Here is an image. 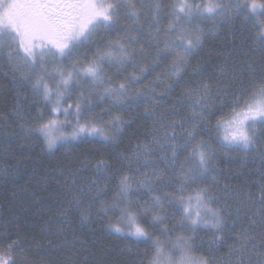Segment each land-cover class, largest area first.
<instances>
[{
    "label": "snow or ice",
    "instance_id": "obj_1",
    "mask_svg": "<svg viewBox=\"0 0 264 264\" xmlns=\"http://www.w3.org/2000/svg\"><path fill=\"white\" fill-rule=\"evenodd\" d=\"M237 20L252 25L241 63L228 53L215 78L195 67L182 84L205 40ZM0 61L43 101L35 117L19 107L14 115L25 139L49 154L84 142L117 144L134 106L153 120L151 139L120 154L127 171L116 174L103 156L85 157L67 175L59 169L70 199L64 219L45 229L43 252L18 221L0 224V264H53L44 256L54 249L70 250L58 264H90L95 253L75 251L88 245L72 228V207L81 226L92 228L102 214L106 234L126 241L104 250L127 257L113 264H264V0H0ZM177 89L190 116L157 118V98ZM218 149L243 153V163L259 160L256 192L220 184ZM88 169L94 177L78 183Z\"/></svg>",
    "mask_w": 264,
    "mask_h": 264
},
{
    "label": "rangeland",
    "instance_id": "obj_2",
    "mask_svg": "<svg viewBox=\"0 0 264 264\" xmlns=\"http://www.w3.org/2000/svg\"><path fill=\"white\" fill-rule=\"evenodd\" d=\"M212 28V27H211ZM209 28V29H211ZM209 29H206L209 30ZM252 33V25L251 23L242 24L241 21L237 20L234 24L231 25H222L219 27V29L216 31L215 35L209 36L205 43L209 47H206V50L209 53L206 52L204 49L200 51L196 56L192 58L191 65L188 70V74L184 76V79L181 81L182 84L184 83H190L192 81V69L195 67H199L201 69L202 75L205 77H213L215 78L216 72L215 67L220 64L225 56L228 53H232L236 60L235 62L237 64L241 63V49L245 48V42L248 41L250 35ZM216 39L218 43H214L213 41ZM250 46V45H248ZM219 47H221V51L219 54H217ZM163 65V64H162ZM166 65H164L165 69ZM7 73V75H5ZM0 74L5 77L6 79L10 80V83L12 85V89L15 92V99L13 101L12 105V115L15 118L14 113L16 112L17 108L19 107L20 110L23 111L26 117H35L37 115L38 105L43 106V101L39 99V97H33L31 88L28 85H21L19 82H15L13 80V74L11 69L8 67L6 62L0 61ZM116 69L110 70V75H115ZM19 75V74H17ZM179 89H177L175 92H173L170 96H162L158 99L159 103H156L154 105V114L159 118L160 113H164V119L165 121H170L173 118L179 120V119H187L190 116V112L185 108L183 104L178 103V97H179ZM176 104L177 105V113L175 116L171 114L172 106ZM153 110V109H152ZM150 110V111H152ZM150 120V131L145 132L144 134V140L138 142L137 144H142L147 142L151 139L150 133L152 132V123L153 120L151 117H148ZM18 125L20 124V121H18L16 118ZM28 122H31L30 120ZM22 131V130H21ZM126 131V130H124ZM23 133V131H22ZM147 134V135H146ZM19 148L21 151H27L30 152L32 150H36L40 147L39 141H33V140H26L24 133L22 140L18 143ZM135 144L129 151L126 153H123L125 155L131 156L133 149H135ZM0 153H2L0 151ZM4 153V152H3ZM119 152H116V157L114 161H108L109 164L113 167L116 174H118L120 171H127L126 162L122 161L120 159ZM226 161H230L231 163L238 162L241 164V168L238 167V169H233L230 174L226 175V178L229 180L227 183H229L233 189L239 190V191H247L251 190L252 192L257 191L256 182L258 180V173L257 168L259 167V160L253 159L252 156L247 157V162L243 163L244 160V154L243 153H237L232 152L229 153L227 156L224 155ZM3 159V160H2ZM6 159L5 156L0 154V169L4 170L7 173V176L0 175V192H3V187H9V184L12 185L13 191H15L11 197L14 199L17 198H23L26 202L25 205H32L34 202L35 204H40V202L45 198V195H42L38 192H44L47 188H45L46 181L43 180V178L40 176L39 173L36 171L28 168V164L31 163V159L26 158H17V160L20 163V167L25 165V172L22 175L18 174V171H14L13 169L9 168L5 163L4 160ZM82 166V165H81ZM16 168H20L19 165L15 164ZM80 168V167H79ZM74 169V168H73ZM32 171V172H28ZM68 169H65V175H67ZM54 173L52 174L53 177H51L52 180L55 181L57 189L62 190V200L60 202H53L54 198L51 196L48 197V211L46 214L39 215L38 212L36 215L33 216V221H30L31 219H28L30 221L31 226H36L38 230L42 231V233L48 238V234L45 232V229L53 228L58 224L59 221L63 220L64 217L59 215L62 207H68L67 200L70 199L68 194L64 190L63 181L65 179V175H62L60 171L56 172H49ZM51 175V174H50ZM94 177V173L91 169L85 170L81 172L80 176L77 177V182L82 183L86 182L89 178ZM22 178H26L22 181ZM20 184V185H19ZM22 186V187H18ZM115 187V181H113L108 188V194L112 192L113 188ZM31 199L32 202L30 203L28 200ZM30 203V204H29ZM93 212H95V209H93ZM0 213H2L0 211ZM69 218L72 224L73 230L77 233H84L89 237V240H91L90 243H88L89 247H94L93 251L97 252L95 253L96 258H105L109 261V264H113V261H125L127 257H123L124 259L121 260L120 255L113 251L111 255L106 256L105 249H117L120 247H123L124 243L126 241L124 240H118L115 236H109L106 234L105 231V221L103 219H100L99 216H95L93 218L92 228L81 226L80 224V214L79 211L72 207L70 209ZM39 219L37 223H34ZM12 222H15L13 219H11ZM0 224H7L5 221L4 215H0ZM95 229L93 231L92 229ZM199 237H203L205 240L208 239L207 236L203 232L199 233ZM200 243V240H197V244ZM64 251H67V249H63ZM75 251H79L81 255H86L85 252H83L82 249H77ZM91 256V254H89ZM93 258L91 259L90 264H97V259Z\"/></svg>",
    "mask_w": 264,
    "mask_h": 264
},
{
    "label": "trees",
    "instance_id": "obj_3",
    "mask_svg": "<svg viewBox=\"0 0 264 264\" xmlns=\"http://www.w3.org/2000/svg\"><path fill=\"white\" fill-rule=\"evenodd\" d=\"M165 3L168 0H164ZM161 26H166V19H162ZM211 24H207L205 29L211 28ZM214 43H218L216 39L213 41ZM206 47L208 48L209 45L204 44V50L206 52ZM221 51V47H219L217 54ZM149 53L151 55H155L154 49H149ZM209 53V52H208ZM164 64L159 66V69L163 71ZM154 75V74H153ZM151 79V77H149ZM162 97V96H161ZM158 97L157 99L161 98ZM15 99V92L12 89V85L9 79L1 76L0 74V129H6L3 135H0V153L1 155L5 156L7 160L5 161L7 166L14 171H18L19 175L24 174L25 172V165L20 167V163L17 158H26L31 159V163L28 164V168L36 171L40 174L44 181H46L45 188L46 191L38 192L42 195H45V200L43 199L40 204H35L34 202L32 205H25L27 201L23 198H13L11 197L12 194L15 192L12 189V183L9 184V187H3V192H0V211L4 215L5 221L7 223L12 222L13 219L15 222H19L21 228L23 229L24 235L28 236L29 238H34L36 241H39L41 245L40 251L43 252L44 249L47 248L48 238L42 233V231L38 230L35 226H31L29 223L33 221V216H37L36 214L39 212V215L46 214L48 211L47 200L48 197L54 198L53 202H60L62 200V190L57 189L55 181L51 179L53 177L52 174L49 172H56L59 169H75L81 167L80 161L83 160L85 157H100L103 156L108 161H114L116 152L119 153H126L129 151L135 144L144 140L145 132L150 131V120L149 118H145V108L144 106H134L126 111V118L130 121L126 126L125 130L121 134V139L117 142V144H104V143H93V142H84L78 145H74L70 149H59L54 154H49L43 149V144L39 142L40 147L36 150H29L21 151L19 148V142L22 140L23 133L12 115V105ZM74 99V98H73ZM72 101H69L71 103ZM153 108L150 107L149 110ZM100 109L97 108V111ZM62 119V117H61ZM146 134V135H147ZM4 152V153H3ZM3 160V159H2ZM19 165L20 168H16L15 164ZM217 163H218V174H219V181L220 184L223 185L224 183L228 182L229 180L226 178V175L231 174L232 170L241 168V164L238 162L231 163L230 161H226L223 157V151L217 150ZM32 172V171H28ZM51 174V175H50ZM232 175V174H231ZM26 178H22V181ZM20 185V184H19ZM22 187V186H18ZM112 192L109 193L111 196ZM30 203L32 202L31 199L28 200ZM29 203V204H30ZM61 203V202H60ZM100 219L105 221V218L99 216ZM28 219H31L30 221ZM39 219L34 221L37 223ZM15 222L9 224L10 227H15ZM14 234V233H13ZM77 236L80 237L87 245L91 242L89 237L84 233H77ZM71 238V237H70ZM94 247L88 246V251L85 252L86 255L97 253L93 251ZM67 251H70L67 249ZM62 252H66L63 249H54L49 250V254L44 256V259H51L53 264H58L57 257L60 256ZM84 252V251H83ZM121 260L124 258L121 257ZM124 261V260H123Z\"/></svg>",
    "mask_w": 264,
    "mask_h": 264
}]
</instances>
